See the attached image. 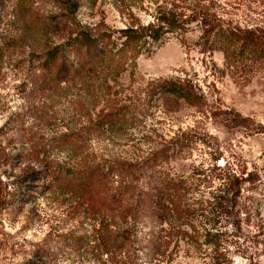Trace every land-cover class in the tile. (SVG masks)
Returning a JSON list of instances; mask_svg holds the SVG:
<instances>
[{
	"label": "trees",
	"instance_id": "trees-1",
	"mask_svg": "<svg viewBox=\"0 0 264 264\" xmlns=\"http://www.w3.org/2000/svg\"><path fill=\"white\" fill-rule=\"evenodd\" d=\"M8 1L0 0V9L19 21L21 33L46 41L42 53L37 54L38 70L32 84L76 85L85 89V96L89 94L94 104L82 103L78 113L87 123L60 138V148L72 150V164H42L40 160V168L28 167L18 185L6 194L7 185L0 176V207L4 209H21L56 190L69 194L66 221L76 225L56 237L47 236L48 242L36 251L47 257L43 263L69 251L79 257L92 255L87 264H172L183 244L202 246V215L195 209V188L171 172L172 148L163 145L146 156L105 158L90 152L88 146L107 134L123 135L135 128L152 102L176 106L184 102L217 115L190 79L164 78L129 90L119 78L168 35L185 34L193 24L201 32L204 47L221 50L227 59L264 61V26L242 25L229 18L219 0H151L149 22H143L128 0H122L127 22L118 30L109 28L104 20L92 28L79 26L75 20L84 0H51L56 10L46 13L38 10L39 0H15L10 5ZM57 35L62 41L48 45ZM217 170L218 186L212 194L217 208L237 217L245 214L251 221L253 209L247 200L252 196L246 197L245 192L257 190L260 171L230 163ZM237 223L240 230L241 223ZM256 225L258 232L246 235L240 245L249 264L264 262V219ZM40 260L33 257L23 264H42Z\"/></svg>",
	"mask_w": 264,
	"mask_h": 264
},
{
	"label": "rangeland",
	"instance_id": "rangeland-1",
	"mask_svg": "<svg viewBox=\"0 0 264 264\" xmlns=\"http://www.w3.org/2000/svg\"><path fill=\"white\" fill-rule=\"evenodd\" d=\"M14 1H8L9 5ZM121 1L84 0L75 21L79 26L92 28L104 20L109 28L122 29L127 22V11ZM150 1L126 3L143 22H149L153 14ZM219 2L225 7V14L240 24L264 26V0ZM37 7L44 13L56 10L51 0H39ZM4 12L0 9V176L7 185L6 194L18 185L28 167L40 168V160L42 164L47 161L72 164V150L60 148V138L87 123L86 117L78 113L82 103L94 104L89 94L85 96V89L76 85L32 84L38 70L37 56L46 41L40 36L28 37L21 33L19 21ZM61 41L57 35L48 45ZM202 42L196 24L185 34H170L150 53L142 54L136 65L121 75L119 82L126 89L138 90L164 78L190 79L207 97L211 108L218 111L217 115L184 102L177 106L166 101L152 102L148 104L146 117L135 128L123 135L97 138L88 150L98 157L123 158L146 156L163 145L172 148L171 172L193 183L195 209L202 215L203 233L202 246L183 244L172 264L229 261L249 264L242 257L240 245L246 235L254 236L258 232L256 224L264 219V61L227 59L224 52L204 47ZM33 49L37 50L36 54ZM259 126H262L261 132ZM226 163L260 171L257 190L245 192L246 197L252 196L247 200L253 209L251 221L245 214L237 217L222 213L212 199L218 186L217 167H224ZM68 196L56 190L21 209L0 207V264H23L33 257L45 264V254L39 255L36 251L48 242L47 236L56 237L76 225L66 221ZM237 222L241 223L240 230ZM91 258L90 254L79 257L66 251L48 264H87Z\"/></svg>",
	"mask_w": 264,
	"mask_h": 264
}]
</instances>
